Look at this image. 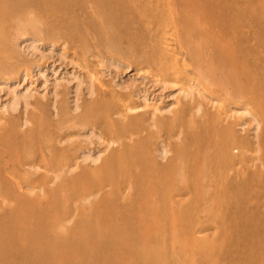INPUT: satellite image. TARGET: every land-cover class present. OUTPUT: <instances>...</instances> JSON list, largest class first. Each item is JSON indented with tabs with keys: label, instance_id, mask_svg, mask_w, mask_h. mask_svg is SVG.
<instances>
[{
	"label": "rangeland",
	"instance_id": "rangeland-1",
	"mask_svg": "<svg viewBox=\"0 0 264 264\" xmlns=\"http://www.w3.org/2000/svg\"><path fill=\"white\" fill-rule=\"evenodd\" d=\"M165 18L189 60L172 99L158 85L175 80L159 47ZM215 33L235 63L215 54ZM21 37L35 38V56L17 51ZM35 66L46 82L32 83ZM71 73L83 81L76 114ZM199 80L192 100L175 90ZM25 88L26 109L8 113L2 103ZM141 94L171 111L152 122V106L127 111ZM85 129L101 138L96 164L78 159ZM0 211V264H264V0H0Z\"/></svg>",
	"mask_w": 264,
	"mask_h": 264
},
{
	"label": "bare ground",
	"instance_id": "bare-ground-1",
	"mask_svg": "<svg viewBox=\"0 0 264 264\" xmlns=\"http://www.w3.org/2000/svg\"><path fill=\"white\" fill-rule=\"evenodd\" d=\"M158 2V1H157ZM162 2V1H161ZM169 2V1H168ZM209 3V2H208ZM211 3V2H210ZM159 4V3H158ZM216 4V3H215ZM203 5V4H202ZM211 5V4H210ZM157 6V5H156ZM158 8V7H157ZM166 8V7H165ZM209 9V8H208ZM97 10V9H96ZM170 10V9H169ZM207 10V9H206ZM173 11V10H172ZM172 11H171V13H172ZM170 12V11H169ZM170 13V14H171ZM206 13H208V12H206ZM219 14V13H218ZM172 15V14H171ZM172 17H173V15H172ZM171 17V18H172ZM171 18H165V19H163L162 20V22H161V25H160V29H159V47H160V50H161V52H162V54L164 55V64L166 65V69H170V71L172 72L171 74H173L174 75V78H175V80H172V81H170V80H168V79H162V78H160V79H162L161 81H160V83L158 82V85L160 84V87H161V89L162 90H167L168 92H167V94H166V97L167 98H171L170 96H173V90H171V88L172 87H174V84L177 82H179L180 81V79H181V77L184 75V73L185 72H187L188 71V64H187V62L189 61H186V59H188V58H186L185 59V56H184V50H183V48H182V46L179 44V42H177V39L178 38H176V33H175V27H174V24H173V21H172V19ZM187 19H188V21H190L192 24H193V26L197 29V30H199V31H202L203 30V27H204V23H202L203 21L202 20H199V19H197V18H195V17H193L192 15H190V16H188L187 17ZM178 27V26H177ZM205 29V31L203 30L202 32H204V33H206L208 30H207V28H204ZM184 36H186V35H183V37ZM187 39V37H184L183 39ZM189 38H190V36H189ZM35 39V38H34ZM34 39H32V38H22L21 37V41H20V43L19 44H17L18 45V49H17V51L18 50H20V52L21 53H23V54H26V55H28V54H30V55H36L37 53H36V51L38 52L39 50H40V48H39V45H37L36 44V41L34 40ZM182 39V41L183 42H185L184 44H186V43H188V42H186V41H188V40H183ZM213 39H214V44L216 45L215 46V54L216 55H220L222 58H224V59H227V60H229V61H231V62H233V63H235L234 62V59H235V55H234V51H233V49H232V47L228 44V42H227V39H225L224 38V36H222V34H220V33H215L214 34V36H213ZM190 42V41H189ZM192 42H190V43H188V44H191ZM199 43V42H198ZM14 45V44H13ZM194 45V44H193ZM201 45V44H200ZM187 45H185V49L186 48H188L187 49V51H190V53L192 52L191 51V49L193 50V48H191L190 46L191 45H189V47L187 46ZM194 47V46H193ZM12 48V47H11ZM16 49H14V50H16ZM52 51L49 47H48V51ZM186 51V50H185ZM186 51V52H187ZM194 51V50H193ZM194 52H196V51H194ZM192 53V54H196V53ZM16 54H17V52H16ZM19 54V53H18ZM22 54V55H23ZM42 55H43V53H41ZM160 54V53H159ZM39 55V54H38ZM187 55H189L188 54V52H187ZM191 55V54H190ZM198 55H200V54H198ZM206 55V54H205ZM196 57H197V54L195 55ZM20 57H22V56H20ZM23 57H25L24 55H23ZM188 57V56H187ZM191 57H192V55H191ZM207 57V56H206ZM27 58V57H26ZM40 58V57H39ZM226 60V61H227ZM196 61V60H195ZM195 61H193L194 63H195ZM203 61V60H202ZM191 62V61H190ZM192 63V62H191ZM190 63V64H191ZM197 63H198V61H197ZM205 63V62H204ZM160 64H162V63H160ZM196 64V63H195ZM202 64V63H201ZM200 64V65H201ZM86 65V64H85ZM192 65V64H191ZM115 66H117V64H115L114 65V67ZM161 66V65H160ZM196 67V66H195ZM198 67V66H197ZM208 67V66H207ZM235 66H233L232 68H230L231 70H228L227 72H226V79H227V83L229 82V83H231V85H234V87H237V88H239V85H238V83H239V79L238 78H236V76H235V74L233 73V72H235V68H234ZM190 68H191V66H190ZM206 68V67H205ZM205 68H203V69H205ZM34 70H33V73H32V83H34V81H42L43 80V82H46V73H45V71H46V69L45 68H41V67H34L33 68ZM197 69V68H196ZM198 70H200V68L198 69ZM197 70V71H198ZM203 71V70H202ZM205 71H206V69H205ZM24 73V72H23ZM21 74V73H20ZM90 74V73H89ZM92 74V73H91ZM187 74V73H186ZM191 74V73H190ZM189 73H188V75H190ZM204 74V73H203ZM216 74V73H215ZM70 76L68 77H64V78H66L65 80H66V82H67V84H68V92H69V94H68V109H69V114L70 113H72V114H76L77 113V111L79 110V108H80V106H79V99H80V92H81V88H82V82L83 81H81L74 73H71V74H69ZM93 75V74H92ZM97 75V74H96ZM100 75V74H99ZM195 75V74H194ZM196 75H200V73L199 74H196ZM202 75V74H201ZM225 76V75H224ZM21 77V76H20ZM25 77V76H24ZM91 77V76H90ZM173 77V76H172ZM171 77V78H172ZM189 77V76H188ZM190 77H191V75H190ZM199 77V76H198ZM198 77H197V79H198ZM202 77H205V75L204 76H202ZM201 76H200V78H202ZM61 78H63V77H61ZM183 78V77H182ZM193 78V77H192ZM199 78V79H200ZM224 78V77H223ZM23 80H24V78H22ZM96 79V78H95ZM159 79V78H158ZM157 79V80H158ZM159 79V80H160ZM173 79V78H172ZM194 79V78H193ZM222 79V78H221ZM225 79V78H224ZM58 80V79H57ZM157 80H156V82H157ZM158 80V81H159ZM183 80V79H182ZM185 80V79H184ZM192 80V79H191ZM190 80V81H191ZM195 80V79H194ZM193 80V81H194ZM201 80V79H200ZM197 81V82H193L192 84H189V85H187L188 87H186L185 88V86H184V84H183V86L182 87H180V85H179V87H178V85H177V88L175 87V90H177V91H179V93H181V95H182V98L183 99H186V100H192V98L196 95V94H198V93H202V91H204V86H203V84L201 83V81ZM63 81V80H62ZM98 81V80H97ZM190 81H189V83H190ZM222 81V80H221ZM225 81V80H224ZM72 82V83H71ZM185 82V81H184ZM183 81H182V83H184ZM187 82V81H186ZM211 82V81H210ZM214 82H215V80H214ZM85 83V82H84ZM100 83V82H99ZM181 83V82H180ZM222 83V82H221ZM54 84L55 85H57V83L56 82H54ZM66 84V85H67ZM70 84V85H69ZM115 84H116V86H119L118 85V83H117V81H115ZM179 84V83H178ZM216 84V83H215ZM20 85V84H19ZM30 85V84H29ZM103 85H104V83H103ZM224 85V84H223ZM101 86V85H100ZM106 86V85H105ZM115 86V87H116ZM107 87V86H106ZM226 88V87H225ZM230 88V87H229ZM28 88H25L24 90H22V92H21V90H17V91H15V93L13 94V96L10 98V99H8L7 100V102H3L2 104H4L3 105V108L8 112V113H13V112H15L16 110H17V108H18V106L20 105V107H22V109L23 110H25L26 109V106H27V104H28V95H30L29 94V89L27 90ZM85 90H84V94L88 97V98H90L91 96H92V84H91V80L90 79H88V82H86V86H85V88H84ZM113 89V88H112ZM118 89V88H117ZM206 89H208V88H206ZM173 91V92H172ZM234 91V90H233ZM50 92V91H49ZM114 92H116V90L114 91ZM113 92V93H114ZM31 93V92H30ZM178 93V94H179ZM31 94H33V91H32V93ZM175 94V93H174ZM200 95V94H199ZM206 95H209V94H207L206 93ZM211 95V94H210ZM31 96V95H30ZM113 96V95H112ZM137 97H139L140 98V100L142 101L141 102V104L140 105H136V106H130V105H127L125 102H123V104L122 105H124L126 108V110L127 111H129V112H135V111H140V110H145L146 109V107H148V106H152V109H150L149 111H148V118L150 119V121L152 122L153 120H154V118H155V116L156 115H161V114H163L164 112H170L171 111V109H170V105L171 104H169V105H167V107H166V105H165V107L163 108V107H161V108H159V107H157L155 104H150V101H149V99L147 98V96L146 95H143V94H141L140 96H137ZM210 98H212V97H210ZM56 99H57V93H56V91H55V89H54V91H52V93H51V104H50V106L52 107V109H53V111L54 112H56ZM138 99V98H137ZM172 99V98H171ZM215 100V99H214ZM211 101V100H210ZM139 102V101H138ZM189 102V101H188ZM239 102V101H238ZM172 103V102H171ZM197 103V102H196ZM239 103H241V102H239ZM244 105H246V104H244ZM247 106V105H246ZM248 107V106H247ZM193 110H192V114L194 115V116H199L200 114H202L201 112V107H200V105H197L196 104V106L194 107L193 106V108H192ZM190 110V109H189ZM202 110H203V108H202ZM222 110V109H221ZM232 110V109H231ZM250 110V109H249ZM201 111V112H200ZM228 111V110H227ZM147 112V111H146ZM200 112V113H199ZM233 113L235 114V113H237V114H240V116L242 115L243 117H246V116H248V114H251L247 109H246V107L245 106H239V105H237L235 108H234V110H233ZM10 115V114H9ZM229 115H231V113L229 114ZM203 116V115H202ZM218 116V115H217ZM223 116H225V115H223ZM220 117V116H219ZM218 117V118H219ZM229 117H231V116H229ZM257 117V116H256ZM225 118H226V116H225ZM240 118V117H239ZM247 118H250L251 119V121H253L254 123H255V129L253 128V130L255 131V130H257L258 129V123L259 122H257L256 121V118L253 116V115H250L249 117H247ZM246 118V119H247ZM220 119V118H219ZM241 119V118H240ZM225 120V119H224ZM243 120L244 119H241V121L238 123V126H240L241 128H242V126H244L243 125ZM249 120V119H248ZM151 122L149 123V126L150 127H152L153 128V126H155V123H152L151 124ZM243 122V123H242ZM253 123V124H254ZM21 125L24 127L25 125H26V120L25 119H23L22 121H21ZM236 126V125H235ZM20 127V126H19ZM156 127V126H155ZM177 135V134H176ZM175 135V136H176ZM77 136H79L80 138H81V141H83L84 142V144H86L81 150H80V152L78 153V159H79V162H82V163H90V164H96L98 161H99V159H100V155H101V152H100V150L99 149H97V148H95V146H90L92 143H94V140L92 139L93 137H95V140H99V139H101L100 138V136L96 133V132H94L93 130H90V129H85L83 132H81L79 135H77ZM71 138H73V137H71ZM179 137L177 136V139H178ZM235 139V138H234ZM64 140H69V137H67V138H65ZM61 143V142H60ZM100 143V142H99ZM101 144V143H100ZM256 147V146H255ZM232 148V147H231ZM256 148H258V147H256ZM257 150H259V149H257ZM168 152H169V150H168V148H167V146L165 145V144H163V143H161L160 145H159V147H158V149L156 150V158H158L159 160H163V159H165V157L167 156V154H168ZM255 152V151H254ZM74 160V159H73ZM73 164V163H72ZM31 165V164H30ZM32 166V165H31ZM76 166V165H75ZM29 167V166H28ZM64 167V166H63ZM72 167V166H71ZM71 167H70V169H71ZM30 169H32V167H29ZM34 169L33 170H37L39 167H33ZM40 169V168H39ZM64 169V168H63ZM66 169V168H65ZM65 169H64V171L63 170H61V172L63 171L64 173H66L68 170V168L66 169V172H65ZM73 169H75V168H73ZM33 170H30V173H31V171H33ZM60 170V169H59ZM32 173H36V172H32ZM60 174V172H56V174ZM55 173H54V175H53V172H52V176H54V177H56L57 175H56ZM12 175V174H11ZM59 177V176H58ZM53 178V177H52ZM10 179V178H9ZM18 179V178H17ZM57 178H55V180H56ZM16 181V180H15ZM51 183H53V182H51ZM19 185V184H18ZM31 187V186H30ZM20 188V187H19ZM32 188V187H31ZM30 189V188H29ZM40 189V188H39ZM28 190V189H27ZM32 190V189H31ZM28 195H29V193H28ZM87 198V197H86ZM86 198H84V199H86ZM89 198V197H88ZM83 199V200H84ZM23 200V199H22ZM88 200V199H87ZM26 201V200H25ZM82 201V200H81ZM86 201V200H85ZM87 202V201H86ZM74 203V202H73ZM74 206V205H73ZM152 207V206H151ZM1 212V211H0ZM152 212H154V211H152ZM151 212V213H152ZM160 212V211H159ZM169 213V212H168ZM1 214V213H0ZM152 215H154V214H152ZM170 216V215H169ZM175 216V215H174ZM151 217V216H150ZM72 218V217H71ZM70 218V219H71ZM152 218V217H151ZM146 219V218H145ZM153 219V218H152ZM156 220V219H155ZM156 222H157V220H156ZM159 222V221H158ZM61 225V224H60ZM151 225V224H150ZM152 226V225H151ZM65 227V226H64ZM165 231V230H164ZM195 232V231H194ZM197 233V232H196ZM198 236V235H197ZM199 243V242H198ZM174 244V243H173ZM184 244V243H183ZM160 264V263H159Z\"/></svg>",
	"mask_w": 264,
	"mask_h": 264
}]
</instances>
